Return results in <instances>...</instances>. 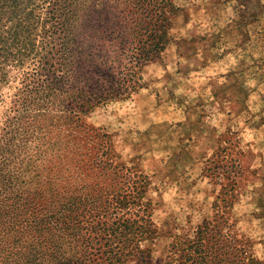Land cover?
Returning <instances> with one entry per match:
<instances>
[{
	"label": "rangeland",
	"instance_id": "rangeland-1",
	"mask_svg": "<svg viewBox=\"0 0 264 264\" xmlns=\"http://www.w3.org/2000/svg\"><path fill=\"white\" fill-rule=\"evenodd\" d=\"M166 2L171 41L142 67L141 88L79 111L72 124L59 111L19 107L22 72L13 71L0 85V129L15 116L51 119L44 136L73 141L78 161L63 156L57 193L90 183L98 198L121 202L119 217L152 223L156 234L129 248L124 264L179 258L204 222L219 235V264H264V0ZM135 3L109 0L125 17V40L140 23ZM223 199L226 222L215 218Z\"/></svg>",
	"mask_w": 264,
	"mask_h": 264
},
{
	"label": "trees",
	"instance_id": "trees-1",
	"mask_svg": "<svg viewBox=\"0 0 264 264\" xmlns=\"http://www.w3.org/2000/svg\"><path fill=\"white\" fill-rule=\"evenodd\" d=\"M135 4L140 23L125 40V17L109 0H0V85L21 71L18 106L42 109L45 116L59 111L72 124L79 111L137 91L142 67L171 41L165 13L171 4ZM153 12L161 14L155 22L149 20ZM100 42L114 50L102 55ZM48 121L15 116L0 129V264H124L129 248L139 252L140 242L156 234L152 223L119 217L121 202L98 198L90 183L78 193H57L58 171L69 167L62 158L78 164L77 152L67 138L44 136ZM222 201L215 218L226 222L231 201ZM218 236L204 222L189 245H181L180 257L166 264H219Z\"/></svg>",
	"mask_w": 264,
	"mask_h": 264
}]
</instances>
